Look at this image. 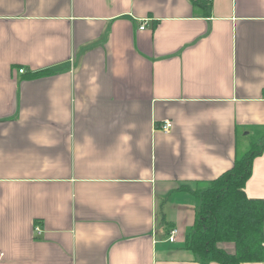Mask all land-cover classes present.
Instances as JSON below:
<instances>
[{
	"label": "crops",
	"instance_id": "crops-1",
	"mask_svg": "<svg viewBox=\"0 0 264 264\" xmlns=\"http://www.w3.org/2000/svg\"><path fill=\"white\" fill-rule=\"evenodd\" d=\"M200 1L0 0V264H202L194 191L264 134V0Z\"/></svg>",
	"mask_w": 264,
	"mask_h": 264
},
{
	"label": "trees",
	"instance_id": "trees-1",
	"mask_svg": "<svg viewBox=\"0 0 264 264\" xmlns=\"http://www.w3.org/2000/svg\"><path fill=\"white\" fill-rule=\"evenodd\" d=\"M199 4L207 7L210 0H202ZM47 72L49 69L32 74ZM263 144L264 134L201 190L194 191L196 208L186 234V245L202 264L264 260V199L248 197L244 191L252 160L261 153ZM221 241L233 242L234 252L219 247L217 243Z\"/></svg>",
	"mask_w": 264,
	"mask_h": 264
},
{
	"label": "built area",
	"instance_id": "built-area-1",
	"mask_svg": "<svg viewBox=\"0 0 264 264\" xmlns=\"http://www.w3.org/2000/svg\"><path fill=\"white\" fill-rule=\"evenodd\" d=\"M144 23H145V19L142 20L141 24H140V28H143L144 27ZM23 69L20 68L19 71H22ZM170 127H171V122L170 120H163V122L160 124V128L165 131V132H168L170 130ZM35 230L36 232H40L39 230V227L38 226H35ZM176 232H177V229L175 227H172L170 228L169 230V236H168V240L170 241H173L175 240V237H176Z\"/></svg>",
	"mask_w": 264,
	"mask_h": 264
},
{
	"label": "rangeland",
	"instance_id": "rangeland-1",
	"mask_svg": "<svg viewBox=\"0 0 264 264\" xmlns=\"http://www.w3.org/2000/svg\"><path fill=\"white\" fill-rule=\"evenodd\" d=\"M253 129V128H252ZM260 135V133H258V134H255L254 132H252V136H251V140H253V141H257V137ZM249 139H250V137H249ZM259 142V141H258ZM248 146H249V142H248V140L246 139V142L244 143V145L243 146H241L240 147V149H239V151H238V153H237V156L239 157L243 152H245V150H247L248 149ZM249 148H250V146H249ZM198 190H201V188H198L197 189V191ZM234 250H235V246H234V248H233ZM234 252V251H233ZM231 253V252H230Z\"/></svg>",
	"mask_w": 264,
	"mask_h": 264
}]
</instances>
